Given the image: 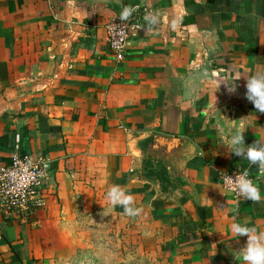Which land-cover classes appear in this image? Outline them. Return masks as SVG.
Wrapping results in <instances>:
<instances>
[{"label":"crops","instance_id":"crops-1","mask_svg":"<svg viewBox=\"0 0 264 264\" xmlns=\"http://www.w3.org/2000/svg\"><path fill=\"white\" fill-rule=\"evenodd\" d=\"M134 1L118 16L106 3L0 0V160L17 147L52 162L39 214L23 224L0 211V264L56 263L98 210L153 264H241L233 253L247 237L230 225L264 231V175L229 154L222 117L243 128L246 147L264 142V113L245 98L246 78L264 74V0ZM133 15L140 29L116 60L107 26ZM245 169L260 203L221 186ZM113 185L138 215L107 202Z\"/></svg>","mask_w":264,"mask_h":264},{"label":"built area","instance_id":"built-area-1","mask_svg":"<svg viewBox=\"0 0 264 264\" xmlns=\"http://www.w3.org/2000/svg\"><path fill=\"white\" fill-rule=\"evenodd\" d=\"M139 29V19L134 15L109 23L106 41L114 59H122L131 35ZM51 166L52 162L47 157L40 154L21 155L17 147L8 160H0V211L4 217L27 224L43 210L51 193ZM223 177V190L235 200L244 201L236 193L226 190ZM250 178L255 183L254 177L250 175Z\"/></svg>","mask_w":264,"mask_h":264},{"label":"clouds","instance_id":"clouds-1","mask_svg":"<svg viewBox=\"0 0 264 264\" xmlns=\"http://www.w3.org/2000/svg\"><path fill=\"white\" fill-rule=\"evenodd\" d=\"M238 79L240 78L236 80ZM235 81L224 83L229 94L236 92L237 85ZM245 87V98L254 105L258 112L264 113V74H256L246 78ZM222 117L230 131L228 137L229 154H234L236 157L247 160L249 165L257 168L258 174L264 175V142L256 140L253 144L246 147L243 128L237 127V121H230L224 116ZM223 181L226 190L236 193L238 198H243L245 201H251L252 203H260L262 201L259 186L250 178L248 169L241 173H235L234 176L225 174ZM221 194L224 195L223 193ZM105 199L113 208L117 205L121 206L124 214L128 216L139 214L140 210L134 207L133 197L125 193L119 185H113L109 188ZM223 206L220 205L219 208ZM230 231L237 239L239 237H247L246 245L233 253L236 260L238 259L241 264H264V231H258L256 226H251L250 221H245L244 223L233 222L230 225Z\"/></svg>","mask_w":264,"mask_h":264},{"label":"rangeland","instance_id":"rangeland-1","mask_svg":"<svg viewBox=\"0 0 264 264\" xmlns=\"http://www.w3.org/2000/svg\"><path fill=\"white\" fill-rule=\"evenodd\" d=\"M115 222L114 215L105 210L83 216L76 226L81 246L54 264H153L132 240L126 245L125 233Z\"/></svg>","mask_w":264,"mask_h":264},{"label":"trees","instance_id":"trees-1","mask_svg":"<svg viewBox=\"0 0 264 264\" xmlns=\"http://www.w3.org/2000/svg\"><path fill=\"white\" fill-rule=\"evenodd\" d=\"M134 0H120L118 4L109 6V8L115 12L118 16L128 14V12L135 6Z\"/></svg>","mask_w":264,"mask_h":264},{"label":"water","instance_id":"water-1","mask_svg":"<svg viewBox=\"0 0 264 264\" xmlns=\"http://www.w3.org/2000/svg\"><path fill=\"white\" fill-rule=\"evenodd\" d=\"M78 1H83L86 5L89 6H93L97 3H106L107 5H114V4H118L120 0H78ZM155 139V137H151V141L153 142V140ZM165 140L167 141H175L177 144H182L183 140L181 139H170V138H165ZM151 146L148 145L147 146V151L151 153Z\"/></svg>","mask_w":264,"mask_h":264}]
</instances>
